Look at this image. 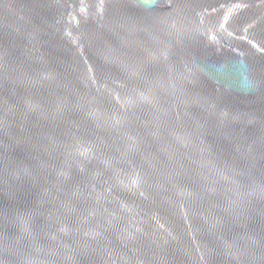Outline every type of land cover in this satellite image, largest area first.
I'll return each mask as SVG.
<instances>
[{"label": "water", "instance_id": "water-1", "mask_svg": "<svg viewBox=\"0 0 264 264\" xmlns=\"http://www.w3.org/2000/svg\"><path fill=\"white\" fill-rule=\"evenodd\" d=\"M0 264H264V0H0Z\"/></svg>", "mask_w": 264, "mask_h": 264}]
</instances>
